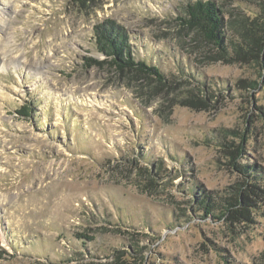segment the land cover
<instances>
[{
	"label": "rangeland",
	"instance_id": "rangeland-1",
	"mask_svg": "<svg viewBox=\"0 0 264 264\" xmlns=\"http://www.w3.org/2000/svg\"><path fill=\"white\" fill-rule=\"evenodd\" d=\"M195 1L0 0V264H264V69L184 29ZM213 1L235 39L264 3ZM108 22L171 87L88 62Z\"/></svg>",
	"mask_w": 264,
	"mask_h": 264
},
{
	"label": "trees",
	"instance_id": "trees-1",
	"mask_svg": "<svg viewBox=\"0 0 264 264\" xmlns=\"http://www.w3.org/2000/svg\"><path fill=\"white\" fill-rule=\"evenodd\" d=\"M81 1V0H79ZM263 4V5H262ZM260 6L261 14L259 18L264 19V3ZM259 18H253L250 22L247 17L241 22L239 30L235 33L237 39L228 36L223 31L221 20V11H219L216 3L213 0H196L192 4H188L184 18L180 19L184 29L189 32H195L203 39V42L217 50V58L227 61V58H237L243 55L250 56L251 59L257 61L262 69H264V60L261 57L264 52V23H261ZM96 47L103 54L104 60L96 61L88 60L91 65H108L115 67L118 72L131 71L132 74L142 75L148 79H154L159 87H168L174 80L169 79L157 66L147 65L145 61L135 60L129 37L124 31L118 28L113 22L105 23L101 26H96ZM90 66V65H89ZM261 78L264 77L260 75ZM176 83V82H175ZM246 86L249 90H254L257 82H250ZM23 111H18L20 114L27 116V107L22 108ZM241 143L233 151L230 152L231 164L236 167V159L243 152V146L246 143V138L243 134H236ZM239 168V167H237ZM241 170V169H239ZM244 171V169H242ZM237 196L231 201L227 200L225 213L231 214L232 209L240 205V201L245 205V200L248 196L241 193L240 187L237 189ZM207 209H205V212ZM223 214H221L222 216Z\"/></svg>",
	"mask_w": 264,
	"mask_h": 264
}]
</instances>
